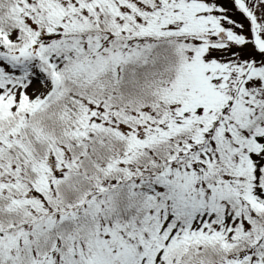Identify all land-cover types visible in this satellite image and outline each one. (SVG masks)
<instances>
[{"label":"snow or ice","instance_id":"obj_1","mask_svg":"<svg viewBox=\"0 0 264 264\" xmlns=\"http://www.w3.org/2000/svg\"><path fill=\"white\" fill-rule=\"evenodd\" d=\"M0 264H264V0H0Z\"/></svg>","mask_w":264,"mask_h":264}]
</instances>
